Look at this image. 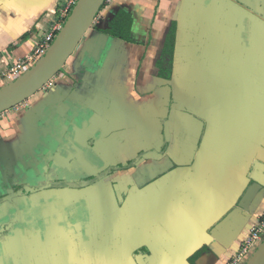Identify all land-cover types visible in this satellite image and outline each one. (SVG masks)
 <instances>
[{
  "label": "crops",
  "instance_id": "crops-1",
  "mask_svg": "<svg viewBox=\"0 0 264 264\" xmlns=\"http://www.w3.org/2000/svg\"><path fill=\"white\" fill-rule=\"evenodd\" d=\"M67 1L0 0V72ZM262 221L264 0H107L0 115V264H229Z\"/></svg>",
  "mask_w": 264,
  "mask_h": 264
},
{
  "label": "water",
  "instance_id": "water-1",
  "mask_svg": "<svg viewBox=\"0 0 264 264\" xmlns=\"http://www.w3.org/2000/svg\"><path fill=\"white\" fill-rule=\"evenodd\" d=\"M106 2H77L45 56L22 77L0 88V115L30 99L63 69ZM247 264H264V242Z\"/></svg>",
  "mask_w": 264,
  "mask_h": 264
},
{
  "label": "built area",
  "instance_id": "built-area-1",
  "mask_svg": "<svg viewBox=\"0 0 264 264\" xmlns=\"http://www.w3.org/2000/svg\"><path fill=\"white\" fill-rule=\"evenodd\" d=\"M78 1L79 0L67 1L64 8L65 16L69 17ZM64 24L65 22H58L54 24L40 44L31 54L27 55L24 60H21L16 64H10L9 66L7 65L8 67L0 72V87L3 80L13 82L32 69L49 51ZM261 226L262 227L254 231L251 237L244 242L240 252L232 259L229 264H245L249 261L253 250H257L264 242V221H262Z\"/></svg>",
  "mask_w": 264,
  "mask_h": 264
},
{
  "label": "trees",
  "instance_id": "trees-1",
  "mask_svg": "<svg viewBox=\"0 0 264 264\" xmlns=\"http://www.w3.org/2000/svg\"><path fill=\"white\" fill-rule=\"evenodd\" d=\"M108 27H109L108 30L111 31V34L113 36L120 38L122 40H126L128 42H132V37H131L132 19L131 16L125 11H119L112 19V21L109 22ZM166 48H167L166 53H168L167 55H169L168 57H170V53L168 50L172 48L171 40L167 42Z\"/></svg>",
  "mask_w": 264,
  "mask_h": 264
},
{
  "label": "rangeland",
  "instance_id": "rangeland-1",
  "mask_svg": "<svg viewBox=\"0 0 264 264\" xmlns=\"http://www.w3.org/2000/svg\"><path fill=\"white\" fill-rule=\"evenodd\" d=\"M258 250V249H257ZM250 260V259H249ZM248 262H246L245 264H247Z\"/></svg>",
  "mask_w": 264,
  "mask_h": 264
}]
</instances>
